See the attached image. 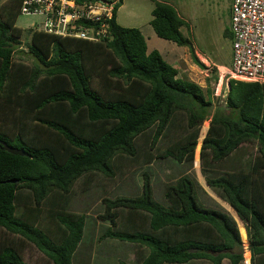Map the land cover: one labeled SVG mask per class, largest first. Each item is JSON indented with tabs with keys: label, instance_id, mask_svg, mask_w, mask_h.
Wrapping results in <instances>:
<instances>
[{
	"label": "trees",
	"instance_id": "obj_1",
	"mask_svg": "<svg viewBox=\"0 0 264 264\" xmlns=\"http://www.w3.org/2000/svg\"><path fill=\"white\" fill-rule=\"evenodd\" d=\"M153 1L150 24L158 37L191 47L181 31L189 25L176 7ZM21 4L0 0V141L28 153L13 155L0 145V232L33 244L53 264H73L86 216L59 215L64 232L58 240L17 215L19 194L28 191L38 206L53 192L67 201L84 175L112 177L117 156H137L140 136L154 131L153 146L166 138L181 112L187 115V139L163 157L179 163L193 160L212 101L200 85L178 77L179 70L158 50L148 53L141 30L119 25L117 13L110 20V42L32 30L33 62L28 63L26 52L18 50L24 35L17 26ZM96 80L107 87H95ZM227 106L228 113L217 110L210 119L201 156L223 162L243 143H257L259 151L249 174L222 175L207 184L219 190L250 234L251 263L264 264V182H257L264 172V83L232 80ZM165 199L166 204L155 200L148 175L141 195L105 199L102 218L111 225L101 238L147 248L138 264H186L194 259L222 264L226 258L241 264L245 257L237 248L243 246V229L230 213L199 202L191 176L168 184ZM119 209L145 214L148 229L119 228ZM202 227H209L215 237L194 235ZM0 264L28 263L21 247L4 243Z\"/></svg>",
	"mask_w": 264,
	"mask_h": 264
},
{
	"label": "rangeland",
	"instance_id": "obj_2",
	"mask_svg": "<svg viewBox=\"0 0 264 264\" xmlns=\"http://www.w3.org/2000/svg\"><path fill=\"white\" fill-rule=\"evenodd\" d=\"M171 1L188 22L189 27H185L183 32L191 40L192 46L185 49L186 59L176 61L174 59L175 52L170 45L177 44L162 39L164 46L160 44L158 46H160L163 58L179 70L180 78L197 83L203 88L207 97H210L212 108L209 110V120L201 128V135L193 160L179 163L172 157H163L168 150L174 149L184 139H187V115L181 112L175 118V126L166 138L159 140L153 146L154 131L140 136L136 143L137 156H117L114 160V176L112 177L100 172L84 175L73 185L67 201L53 192L41 206H38L28 191L24 190L19 194L16 203L17 215L40 227L58 240L64 232L63 226L58 220L59 215L86 216L83 239L73 256V264H120V262L137 264L147 256L149 250L145 247H138L133 243L116 239L101 238L111 225L109 221L102 218L105 214L104 200L141 195L145 175H148L152 181L155 200L163 204L167 203L165 199L166 186L176 182L182 176H191L196 182L198 199L203 206L230 213L237 219L240 230L243 229L241 231L243 246L237 248V251H242L245 257L241 264H252L251 253L249 252L250 234L229 204L223 200L219 190L210 187L207 180L231 173L249 174L259 151L258 144L243 143L223 162H213L210 155L201 156V147L210 127V119L217 110L229 112L227 97L231 81H229V77H224V75L227 71L225 67L231 66L232 59V38L227 35V32L231 33L230 10L232 0ZM155 6L153 0H123V4L117 12V22L123 27L138 29L142 27L146 31L153 18L152 10ZM0 19H3L1 13ZM40 19L35 16L23 15L21 12L17 19V26L24 29V35L20 39L21 46L18 50L26 52L24 57L30 64L33 62V58L29 54L31 31L35 29L33 25L38 24ZM196 52L207 61L197 55ZM192 53L196 55L203 67L193 61ZM94 86L106 88L107 84L96 80ZM259 179L264 182V172L258 176L257 182ZM118 213L119 228L131 226V229L134 230H144L148 226L145 214L134 215L135 212L120 209ZM128 221L133 222L127 226ZM194 235L215 237V233L209 227L197 229ZM4 243L17 244L21 247L23 258L28 264H53L33 244L2 231L0 232V245ZM188 264L213 263L209 260H194ZM223 264L232 263L226 258L223 260Z\"/></svg>",
	"mask_w": 264,
	"mask_h": 264
},
{
	"label": "built area",
	"instance_id": "obj_3",
	"mask_svg": "<svg viewBox=\"0 0 264 264\" xmlns=\"http://www.w3.org/2000/svg\"><path fill=\"white\" fill-rule=\"evenodd\" d=\"M122 1L22 0L20 12L41 18L33 30L92 43L110 42V20ZM230 31L232 59L224 77L264 83V0H232Z\"/></svg>",
	"mask_w": 264,
	"mask_h": 264
},
{
	"label": "crops",
	"instance_id": "obj_4",
	"mask_svg": "<svg viewBox=\"0 0 264 264\" xmlns=\"http://www.w3.org/2000/svg\"><path fill=\"white\" fill-rule=\"evenodd\" d=\"M161 1H164V2H168V3H170V4H172L173 5V2L170 0H161ZM174 6V5H173ZM176 7V6H175ZM154 9V8H153ZM176 9L178 10V12H179V14H180V16L182 17V18H184L183 16H182V14L180 13V11H179V9L176 7ZM153 11V10H152ZM230 12H231V10H230ZM230 15H231V13H230ZM153 19V18H152ZM151 19V20H152ZM184 20L185 21H187L185 18H184ZM151 22V21H150ZM188 23V22H187ZM150 24V23H149ZM185 27H187V26H183L182 28H181V31H182V33L184 34V32H183V29L185 28ZM139 29L141 30V32L143 33V35L145 36V38H146V41H147V46H148V53H151L152 51H154V50H158L160 53H161V55H162V52L160 51V46H158L159 44L160 45H163L164 46V43H163V41H162V38L160 39V37H158V35L156 34V32H155V30L153 29V27H152V25L150 24V26L148 25V27H147V29H146V31H144L143 30V28L142 27H139ZM185 35V34H184ZM186 36V35H185ZM187 37V36H186ZM164 40V39H163ZM171 42V41H170ZM151 43H152V46H151ZM174 44H176V43H174ZM171 46V49L173 50V52H175V61L176 60H178V59H180V60H182L183 58H185V56H187V54H186V51H185V49L187 48V47H181V46H178V45H170ZM197 53V52H196ZM197 55H199L201 58H203L204 60H206L201 54H199V53H197ZM163 56V55H162ZM186 59V58H185ZM175 61H173V62H175ZM207 61V60H206ZM222 67H224V66H222ZM226 68V67H225ZM178 77H179V75H178ZM121 212V211H120ZM134 215H139V214H143V213H138V212H135V213H133ZM133 222V221H132ZM131 221H128L127 222V226L128 225H130L131 223H132ZM148 227V226H147ZM146 227V228H147ZM129 228H132L131 226L129 227ZM134 245H137V244H134ZM138 247H143V246H140V245H137ZM143 260V259H142ZM141 260V261H142ZM194 260H205V259H194ZM194 260H192V261H194ZM140 261V262H141ZM139 262V263H140ZM191 262V261H190ZM189 263V262H188ZM188 263H186V264H188ZM128 264V263H127ZM138 264V263H137ZM223 264V263H222Z\"/></svg>",
	"mask_w": 264,
	"mask_h": 264
},
{
	"label": "water",
	"instance_id": "obj_5",
	"mask_svg": "<svg viewBox=\"0 0 264 264\" xmlns=\"http://www.w3.org/2000/svg\"><path fill=\"white\" fill-rule=\"evenodd\" d=\"M192 57H193V61L200 65L201 67H203V65L201 64V62L199 61V59L196 57V55L194 53H192ZM0 145L2 146L3 150L13 154V155H19V156H28V153L25 152L24 150L22 149H19V148H15V147H12V146H9L6 142L4 141H0Z\"/></svg>",
	"mask_w": 264,
	"mask_h": 264
}]
</instances>
